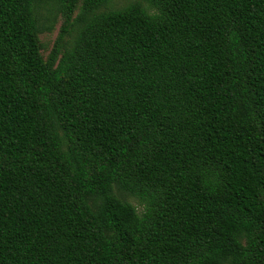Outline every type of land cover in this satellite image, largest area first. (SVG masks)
<instances>
[{
	"label": "trees",
	"instance_id": "trees-1",
	"mask_svg": "<svg viewBox=\"0 0 264 264\" xmlns=\"http://www.w3.org/2000/svg\"><path fill=\"white\" fill-rule=\"evenodd\" d=\"M78 1L0 0V264H264V0Z\"/></svg>",
	"mask_w": 264,
	"mask_h": 264
},
{
	"label": "rangeland",
	"instance_id": "rangeland-1",
	"mask_svg": "<svg viewBox=\"0 0 264 264\" xmlns=\"http://www.w3.org/2000/svg\"><path fill=\"white\" fill-rule=\"evenodd\" d=\"M129 1L131 0H113L111 4L108 5L107 7L115 8ZM81 3H82V0H79L78 6H80ZM77 11L78 9L74 11V14H76ZM61 22H62V14L57 7L52 9L50 21L49 22L43 21L42 30L39 33V40L42 46L43 56H47V54L52 49L55 39L59 33ZM49 25H50V28L48 29L47 27H49ZM70 33L72 34L73 31H71ZM126 199L132 202L138 209L141 208V204L138 203L137 200L133 198L132 196L126 195Z\"/></svg>",
	"mask_w": 264,
	"mask_h": 264
}]
</instances>
